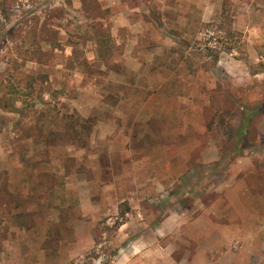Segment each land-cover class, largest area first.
Instances as JSON below:
<instances>
[{
  "label": "rangeland",
  "instance_id": "obj_1",
  "mask_svg": "<svg viewBox=\"0 0 264 264\" xmlns=\"http://www.w3.org/2000/svg\"><path fill=\"white\" fill-rule=\"evenodd\" d=\"M223 1L0 0V264H264V0Z\"/></svg>",
  "mask_w": 264,
  "mask_h": 264
},
{
  "label": "trees",
  "instance_id": "obj_2",
  "mask_svg": "<svg viewBox=\"0 0 264 264\" xmlns=\"http://www.w3.org/2000/svg\"><path fill=\"white\" fill-rule=\"evenodd\" d=\"M12 1L13 0H8V2H12ZM225 8H226V2L224 0L222 4L223 12L225 11ZM2 16L3 18H6V19H9L11 17V14L8 11H6L5 7H2ZM234 34L235 32L233 31L229 32L230 39L232 38ZM102 40L103 39H100L99 42H101ZM231 47L232 46L230 44H226L225 46H220V47L217 46L214 49L211 47H206V49H207V53L212 57L213 63L215 64L217 63L221 49H231ZM17 68H19V64L17 62H14L13 69H17ZM27 88L28 90H23L22 88H20L14 81L12 72H9L7 74L6 79H0V107L6 110L13 111V112L23 113V111L25 110V107H27V104H24L25 102L24 97L30 95L31 93L30 90L32 88V83L30 81L28 82ZM17 101H20L22 103V106L20 107L17 106L16 104ZM245 125L246 123H244L239 129V131L237 130L238 133L236 132L235 134V138H236L235 143H236V147H238L237 148L238 150H242L245 147V146L244 147L242 146V141H243L242 137L244 136L245 131H246ZM79 128H80L79 119L70 120L66 124V130L64 131V133L72 139H77V137H79L80 139ZM56 134H60V133L51 132L50 135L48 136V142H51V140L55 139L53 137H56ZM128 210H129V206L126 202H122L119 204L118 211H119L120 217H123ZM61 214L63 215L62 211H60V219L63 218ZM122 223H123L122 220H117L115 223V227L117 228Z\"/></svg>",
  "mask_w": 264,
  "mask_h": 264
},
{
  "label": "crops",
  "instance_id": "obj_3",
  "mask_svg": "<svg viewBox=\"0 0 264 264\" xmlns=\"http://www.w3.org/2000/svg\"><path fill=\"white\" fill-rule=\"evenodd\" d=\"M65 205H66V204H64V206H65ZM60 210L63 211V210H66V209H63V207L60 206ZM65 215H66V214H65ZM68 219H69V216L67 215L65 220H66V221L68 222V224H69L70 222H69ZM66 221H65V222H66ZM54 224H55V223H54Z\"/></svg>",
  "mask_w": 264,
  "mask_h": 264
}]
</instances>
